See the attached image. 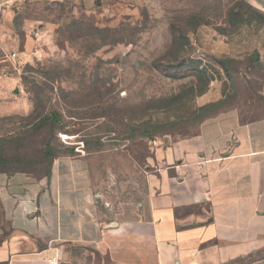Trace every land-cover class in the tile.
Here are the masks:
<instances>
[{
	"label": "rangeland",
	"instance_id": "obj_1",
	"mask_svg": "<svg viewBox=\"0 0 264 264\" xmlns=\"http://www.w3.org/2000/svg\"><path fill=\"white\" fill-rule=\"evenodd\" d=\"M0 17V171L49 183L81 154L105 214L140 213L163 151L206 119L264 116V11L244 0H24ZM203 241L190 264H264V245Z\"/></svg>",
	"mask_w": 264,
	"mask_h": 264
},
{
	"label": "crops",
	"instance_id": "obj_2",
	"mask_svg": "<svg viewBox=\"0 0 264 264\" xmlns=\"http://www.w3.org/2000/svg\"><path fill=\"white\" fill-rule=\"evenodd\" d=\"M244 1L264 11V0ZM163 157L157 190L135 214L101 211L78 153L54 159L49 183L0 172V264H73L75 248L91 249V264H190L203 240L221 241L226 257L264 245V116L206 119Z\"/></svg>",
	"mask_w": 264,
	"mask_h": 264
},
{
	"label": "built area",
	"instance_id": "obj_3",
	"mask_svg": "<svg viewBox=\"0 0 264 264\" xmlns=\"http://www.w3.org/2000/svg\"><path fill=\"white\" fill-rule=\"evenodd\" d=\"M24 0H0V9L3 7L4 4L7 2H22ZM11 56H14L13 54Z\"/></svg>",
	"mask_w": 264,
	"mask_h": 264
},
{
	"label": "trees",
	"instance_id": "obj_4",
	"mask_svg": "<svg viewBox=\"0 0 264 264\" xmlns=\"http://www.w3.org/2000/svg\"><path fill=\"white\" fill-rule=\"evenodd\" d=\"M53 115H54V116H53V119H54V118L56 117V116H55V113H54ZM0 172H8V171H0Z\"/></svg>",
	"mask_w": 264,
	"mask_h": 264
}]
</instances>
